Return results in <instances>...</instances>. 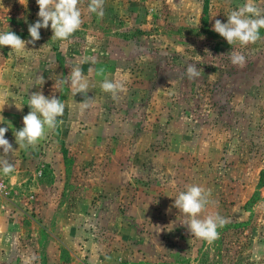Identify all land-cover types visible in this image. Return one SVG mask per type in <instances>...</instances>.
Segmentation results:
<instances>
[{
	"label": "rangeland",
	"instance_id": "374dc122",
	"mask_svg": "<svg viewBox=\"0 0 264 264\" xmlns=\"http://www.w3.org/2000/svg\"><path fill=\"white\" fill-rule=\"evenodd\" d=\"M246 2L105 0L100 18L80 0L68 41L49 26L28 52L0 47V127L15 150L13 171H0V264H264V28L247 46L212 30ZM38 11L36 0H0V32L31 39ZM76 66L93 98L84 111V95L58 83ZM105 79L123 84L115 99ZM36 91L65 112L21 148L13 132ZM190 184L210 189L207 211L228 220L212 243L167 211Z\"/></svg>",
	"mask_w": 264,
	"mask_h": 264
},
{
	"label": "clouds",
	"instance_id": "9594fccd",
	"mask_svg": "<svg viewBox=\"0 0 264 264\" xmlns=\"http://www.w3.org/2000/svg\"><path fill=\"white\" fill-rule=\"evenodd\" d=\"M104 2L105 0H89L87 12L102 18ZM36 3L39 8L37 13L39 19L28 26L31 39L24 40L10 30L2 31L0 32V47L10 46L11 52L24 53L29 51L26 50V45H35L41 39L40 29L42 28L47 29L50 26L53 32L52 38L62 42L68 41L81 28L83 20L82 10L79 7L80 0H36ZM262 28H264V9L258 7L254 0H247L243 6L229 12L226 23L216 19L212 30L231 46L237 42L241 46H247L260 39L259 32ZM43 47L44 45L39 50ZM228 55L234 65L243 66L246 62L245 56L240 52L232 50ZM186 74L190 80L197 78L199 76L197 66L189 64ZM38 79L44 84L42 76ZM58 83L67 84L72 89L73 96L77 93L84 95L83 102L79 103L81 111L90 107L93 98L87 96L89 82L79 66L73 67L68 73V78ZM101 88L104 92L111 93L115 99L117 94L123 90V84L120 81L105 79L101 83ZM27 105L31 110L22 118L23 127L13 132L16 143L21 148L35 147L41 139L46 137L49 130H54L61 122L58 118L64 115L66 108V104L59 98L54 95L47 97L42 91L32 92L28 96ZM18 109L22 110V108ZM4 123L5 118L0 115V124ZM7 131L8 127H0V148L3 149V155H0V171L5 175L13 171V165L6 157L15 151L9 140L5 138ZM210 196V189L198 184H190L178 193L173 205L167 210L171 211L172 207L178 209L184 217L181 225L186 227L193 237L208 243H212L219 237L218 228L228 222L227 218L218 212L207 211L211 203ZM170 225L172 224L164 227L153 225V227L157 229V233H160L165 227L168 229Z\"/></svg>",
	"mask_w": 264,
	"mask_h": 264
}]
</instances>
